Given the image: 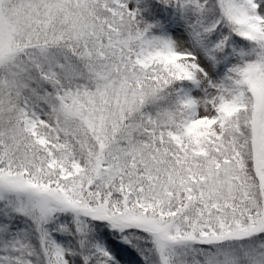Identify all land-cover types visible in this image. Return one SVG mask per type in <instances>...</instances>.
I'll return each mask as SVG.
<instances>
[{"label":"snow or ice","instance_id":"snow-or-ice-1","mask_svg":"<svg viewBox=\"0 0 264 264\" xmlns=\"http://www.w3.org/2000/svg\"><path fill=\"white\" fill-rule=\"evenodd\" d=\"M0 264H264V0H0Z\"/></svg>","mask_w":264,"mask_h":264}]
</instances>
